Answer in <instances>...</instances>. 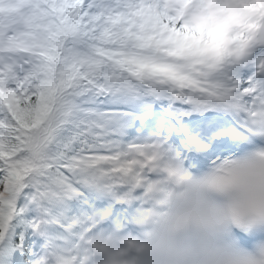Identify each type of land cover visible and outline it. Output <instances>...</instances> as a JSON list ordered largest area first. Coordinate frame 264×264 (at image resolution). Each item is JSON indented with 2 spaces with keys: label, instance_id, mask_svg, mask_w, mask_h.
Here are the masks:
<instances>
[{
  "label": "snow or ice",
  "instance_id": "1",
  "mask_svg": "<svg viewBox=\"0 0 264 264\" xmlns=\"http://www.w3.org/2000/svg\"><path fill=\"white\" fill-rule=\"evenodd\" d=\"M0 264H264V0H0Z\"/></svg>",
  "mask_w": 264,
  "mask_h": 264
}]
</instances>
